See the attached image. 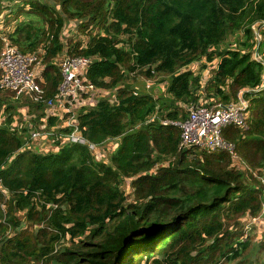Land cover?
Returning <instances> with one entry per match:
<instances>
[{"label":"trees","instance_id":"obj_1","mask_svg":"<svg viewBox=\"0 0 264 264\" xmlns=\"http://www.w3.org/2000/svg\"><path fill=\"white\" fill-rule=\"evenodd\" d=\"M3 1L0 18L7 10ZM15 3L16 11L12 8L4 21L7 26L14 23L8 37L24 53L45 49L41 84L47 97L61 82L55 59L65 53L92 57L88 78L115 91L118 101L102 98L79 114L81 133L98 145L99 153L81 143L32 150L22 133L9 126L16 115L15 92L0 89V115L9 114L7 125L0 126V178L8 189V195L0 190V237L18 229L19 210L40 224L36 231L15 230L3 239L0 260L223 264L239 257L251 237L242 240L245 224L262 215L259 223L264 225V184L257 177L255 183L248 181L245 172L232 167L227 150L181 147L179 126L163 124L161 118L186 119L188 112L178 103L196 102L202 93L209 103L228 104L240 90L261 84L264 63L254 56V32L259 24L263 40L258 51L264 58V0ZM67 22L75 23L87 40L70 38L64 44ZM239 31L247 37L240 47L220 48ZM202 59L214 66L204 87L202 76L190 68ZM135 70L168 81L171 102L136 94L138 88L128 79V72ZM247 94L252 97L248 127L229 126L224 135L259 175L264 169V88ZM158 112L161 118L152 119ZM45 113L40 122L68 131L57 124L60 117L44 120ZM111 141L116 143L110 150ZM104 150L108 159L101 155ZM128 178L130 200L122 188ZM259 237L264 254V231Z\"/></svg>","mask_w":264,"mask_h":264},{"label":"built area","instance_id":"obj_2","mask_svg":"<svg viewBox=\"0 0 264 264\" xmlns=\"http://www.w3.org/2000/svg\"><path fill=\"white\" fill-rule=\"evenodd\" d=\"M14 1L18 2L20 0ZM5 2L12 5L10 0ZM9 12V9L5 10L1 15L2 20L0 21V30L2 29V31L6 32L1 34L3 46L0 51V69L2 71L0 89L15 92L16 99L27 97L35 103L43 104L47 107V114L44 120L50 116L60 117L62 119L60 124L62 127L68 129V131L59 130L60 128H56L55 126L50 128L47 121L41 122V128L40 126L32 128L33 122L31 116L27 120L23 117L26 121L25 124H23V121H19L16 125L18 128H23L29 124V139L40 142V146H36L37 150L41 149V142L46 143L43 146L44 149L51 147L58 148L60 143H81L87 144L93 153H99L98 145L91 143L81 133L79 114L82 109L95 105L102 98L108 99L111 104H115L118 101L116 92L102 89L88 78L87 72L92 63V57L83 55L71 56L63 53L60 59H57L59 56L55 59L60 69L61 82L56 93L52 97H47L45 89L41 84L44 82L42 75L45 71V49L41 47L35 52L24 53L11 43L7 34V26L5 27L4 25L5 13ZM260 24L264 26V21H261ZM256 27L257 25L255 26V32H257ZM257 37H261V35L258 34ZM259 45V43L256 44L254 56L257 60L264 63V58L258 51ZM211 67L214 68V66ZM208 68L209 66L205 69L208 70ZM210 77L211 74H208L206 71L202 77V84L208 81ZM151 82V80H147L146 84L148 87L151 86ZM263 88L264 78L257 88L240 90L237 99L228 104H223L216 100L205 104L199 103V101H192L190 102L191 104L189 103L188 116L184 120H170L168 118H161L157 114L153 115L152 119L158 117L161 118L163 124L172 123L179 126L181 129V147L197 146L198 148L210 151L227 150L233 158H236V144L225 137L224 130L229 126L248 127L252 98L247 93L256 92ZM135 93L137 94L138 92L135 91ZM5 123V116L0 115V126ZM48 143L51 144L49 145ZM25 146H28V141L25 142ZM102 152L105 153L104 151ZM258 176L264 184V169L263 174H259ZM0 190L8 194V189L2 178H0ZM261 216L252 217L245 224L243 241L250 236V232L259 223Z\"/></svg>","mask_w":264,"mask_h":264},{"label":"rangeland","instance_id":"obj_3","mask_svg":"<svg viewBox=\"0 0 264 264\" xmlns=\"http://www.w3.org/2000/svg\"><path fill=\"white\" fill-rule=\"evenodd\" d=\"M5 1H7V0H4L5 8H7V10L8 9L11 10L17 4V3L14 4V2H15L14 0H10V3L12 5H9L8 2H5ZM21 3H22V1H21ZM16 8H17V6L15 7V11H16ZM27 8H29V7H27ZM8 14L9 13H5V18H6V16ZM20 20H23V17H21ZM13 24L14 23H12V24L10 23L8 25L11 27V26H13ZM258 25L259 24H257V28H256L257 32H254V40H255L256 43L260 44L262 42V40H263V35H261L262 28H261V26H258ZM6 26L7 25H5V27ZM9 26L6 27L8 32H10V30H11V28H9ZM76 28L77 27H76L75 23L67 22V25L64 28V34H63V43L64 44L69 42L70 38H72L71 39L72 41H76L77 39H86L87 40V36L85 34H83V33L81 34V32H77ZM258 34H260L261 37H257ZM246 38L247 37H246V35L243 34V32L239 31L237 33H232L231 35H229L227 37V39L220 46V48L225 49V48L240 47V43L244 42L246 40ZM255 50H256V48H254V51ZM62 56H63V54H61L57 59H60ZM45 60H46V58H44V64H45ZM203 64H207V66L203 67ZM208 66H209L208 70L205 69ZM211 66H212L211 62H208L205 59H202V60H199V61L193 63L191 69H193L196 72V74H198V75L203 77V75L205 74L206 70H207L208 74L213 75L214 69ZM128 74H129V78H128L129 79V83H132L133 86H136L138 88V89H136V91L138 93H142V92L145 93L144 86H145L147 80H151L152 81L151 82L152 87H150L151 88L150 92L153 91V93H154L153 95L155 96V98H160L159 102L161 104H163L165 101H166V103H170L171 102V98H170L171 96L167 92V85L169 83L168 81H160L161 80L160 76L148 77L145 74H142L141 70L129 71ZM208 76H210V75H208ZM135 79H136V81H135ZM210 79H211V77H210ZM203 83H205V82H203ZM129 85H131V84H129ZM205 85L203 84V87ZM153 86H154V88H153ZM163 87H165L166 90L162 89ZM28 99H29V101H28ZM207 99L208 98H206L205 94L202 93V95H201V97H200V99L198 101H199V103L205 104V103H207V101H206ZM32 101L33 100H31L30 98H27V97H24V98H20L19 97L16 100L17 104H16V108L14 110V112H16V115H15V117H13V122H11L9 126L12 127L13 130H16V131H19L20 133H22V137L24 139V142L28 141V146H30V148L32 150H37L36 146L39 147L40 146V142L33 141L32 139L31 140L29 139V135H30V132H29L30 131V126H29V124H27L23 129H19L18 126L16 125V123L19 122V121H23V124H25V122H26L25 120L29 119L30 116H31V120L33 122V125L31 127L32 128H38L40 126L39 124H41V122L39 121V119H35L36 117L32 116V114L33 113H37V111H39L40 112V116H42V111L44 110V111H46V113H45V115H46L47 114V107L44 106V105L37 106L35 103H33L34 101L33 102ZM190 104L189 103H183V102H181V103L179 102L178 103V105L184 107L187 112H188V107H189ZM159 106H160V104H159ZM38 108H44V109L42 111L41 110H35V109H38ZM156 114L158 116L161 115L160 112H158ZM1 115L5 116V118H6V123L4 124L6 126L8 118H9V114H7L6 112H2ZM23 117L25 118V120L23 119ZM40 128H41V126H40ZM114 143H116V142L115 141H111V143L109 142V145L107 146V148L111 150L113 145H114ZM45 144H46L45 142H41V150H43V151H44L43 146ZM48 144L50 145L51 143H48ZM104 152L107 154L106 150H104ZM108 154H109V151H108ZM108 154H107V156H108ZM104 157L106 159H108V157H106V156H104ZM231 165H232V167L236 168L237 170L245 172L247 177L249 178L248 181H251V182L255 183L256 180L259 179V176L256 175L257 168H252L243 157H240L239 153H237L236 158H232ZM254 179H256V180H254ZM130 182H131V179L128 178V179H125V181L122 184V188L124 189V191L129 196V198H128L129 200L131 198H133V196H132V187H131ZM16 217L20 220V226L18 227V229H11V230L8 229L7 233H5V235L3 237H0V253L2 251V246L4 244V242L2 241L3 239L8 238L10 236H14L16 234V232H18V230L22 231V230H25V229H29L30 231H36L38 229V227L40 226L38 221H36L37 218L30 220L28 215H26L25 211L19 210L16 213ZM41 224H44V223H41ZM258 224H260V223H258ZM15 230H16V232H15ZM263 231H264V225H262V224L255 225L253 227L252 231L250 232V236L251 237L247 241L246 248L242 249L240 256L237 257L236 259L232 260V261H228L227 260L223 264H264V254L262 252V241H261V237H259L260 234H262ZM0 259H1V255H0ZM0 264H4L2 262V260H0ZM39 264H45V263H39ZM143 264H145V260L143 261Z\"/></svg>","mask_w":264,"mask_h":264},{"label":"crops","instance_id":"obj_4","mask_svg":"<svg viewBox=\"0 0 264 264\" xmlns=\"http://www.w3.org/2000/svg\"><path fill=\"white\" fill-rule=\"evenodd\" d=\"M190 68H192V66H191ZM206 71H207V70H206ZM205 73H206V72H205ZM199 74H200V73H199ZM163 84H164V83H163ZM150 87H152V84H151ZM150 87H148L147 84H145V86H144L145 93L154 94L153 91L150 92V91H151V90H150V89H151ZM145 88H146V89L148 88V89L146 90ZM153 88H154V86H153ZM162 89H165V90H166L165 87H163ZM250 99H251V98H250ZM155 114H156V113H155ZM32 115L36 117L35 119H39V117H40V112L37 111V113H33ZM60 122H62V119H61V120L59 119V122H58L57 124H60ZM40 125H41V124H40ZM114 144H115V143H114ZM107 154H108V153H107ZM107 154L102 153L101 155H103V156H107Z\"/></svg>","mask_w":264,"mask_h":264}]
</instances>
